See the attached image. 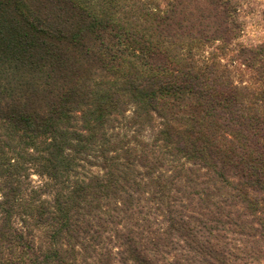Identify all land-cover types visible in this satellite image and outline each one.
<instances>
[{
    "label": "trees",
    "instance_id": "obj_1",
    "mask_svg": "<svg viewBox=\"0 0 264 264\" xmlns=\"http://www.w3.org/2000/svg\"><path fill=\"white\" fill-rule=\"evenodd\" d=\"M202 1L0 0V264H264V41Z\"/></svg>",
    "mask_w": 264,
    "mask_h": 264
},
{
    "label": "rangeland",
    "instance_id": "obj_2",
    "mask_svg": "<svg viewBox=\"0 0 264 264\" xmlns=\"http://www.w3.org/2000/svg\"><path fill=\"white\" fill-rule=\"evenodd\" d=\"M151 7H155L157 13L163 14L167 11L171 4L176 1V9L182 13L176 14L174 20L179 22H188L196 24L201 21L208 24L210 28L215 26L217 19L212 15L208 4L202 0H146ZM230 14L232 21L229 23V31L221 32L223 42L215 40L206 49L214 51L216 55L222 56L223 61H229L234 58L237 45L257 46L264 41V0H229ZM187 11V14H186ZM202 13L203 17L198 15ZM186 20V21H185ZM211 30V29H210ZM219 48L214 50L215 45ZM222 54V55H221ZM233 65V66H232ZM230 66L235 70V63Z\"/></svg>",
    "mask_w": 264,
    "mask_h": 264
}]
</instances>
